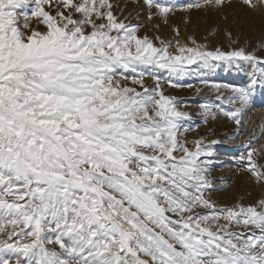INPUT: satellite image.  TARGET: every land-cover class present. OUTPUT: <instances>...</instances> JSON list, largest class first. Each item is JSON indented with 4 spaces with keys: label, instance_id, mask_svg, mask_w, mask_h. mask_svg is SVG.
<instances>
[{
    "label": "snow or ice",
    "instance_id": "snow-or-ice-1",
    "mask_svg": "<svg viewBox=\"0 0 264 264\" xmlns=\"http://www.w3.org/2000/svg\"><path fill=\"white\" fill-rule=\"evenodd\" d=\"M27 2L0 0V264H264V199L217 208L206 195L219 142L189 148L180 138L188 113L159 82L145 87L140 72L131 77L138 92L117 79L139 65L183 75L197 62L247 61L251 84L227 98L241 106L220 109L240 127L253 87L264 84V56L204 50L191 37L193 47L177 40L170 52L171 42L138 36L109 0H34L21 27L17 10ZM254 154L245 170L264 183Z\"/></svg>",
    "mask_w": 264,
    "mask_h": 264
},
{
    "label": "rangeland",
    "instance_id": "rangeland-1",
    "mask_svg": "<svg viewBox=\"0 0 264 264\" xmlns=\"http://www.w3.org/2000/svg\"><path fill=\"white\" fill-rule=\"evenodd\" d=\"M109 2L113 5L114 15L126 24L137 26L138 36H147L157 47L160 40L171 42L170 52L175 53L177 40L193 47L189 40L191 37L197 44L204 46V50L219 48L227 52L245 47L249 51L254 50L257 56H264V46L256 47L264 39V3L261 0H253L257 4L256 8H250L243 0H226L222 8L207 5L204 0H152V7H149L147 0ZM196 3H200L201 7H187ZM156 4L170 7L171 11L162 15ZM34 7V0H28L25 6L17 10L21 27L24 15L30 14ZM46 10H49L47 6ZM50 11L54 15L56 9ZM29 24L32 28L44 30V26L34 17L29 18ZM228 32L231 37L226 34ZM211 64L215 67L197 62L187 66L183 75H173L166 69L154 66L139 65L136 72L120 69L117 79H121L125 86L136 87L138 92L143 89L133 85L131 77H138L140 72L144 73L145 87L152 89L159 82L163 94L175 98L177 110L188 113V118L180 121V138L187 142L189 148L194 149L193 142L201 138L205 144L212 140L219 142L212 145L213 156L208 172L215 190L206 193L217 208L232 207L237 202L253 204L264 199V183L257 182L245 170V166L249 150H255L253 159L258 165H264V84L257 82L253 87L243 107L242 126L238 127L220 109L228 111L241 106L238 97L235 103H229L227 98L234 95L231 88H248L254 69L251 63L243 60L232 64L211 61ZM258 68L264 69V65ZM125 76L129 77L126 81L122 79ZM215 84L231 87H222L217 91L213 87ZM203 104L210 105L214 118L212 115L205 118L201 107Z\"/></svg>",
    "mask_w": 264,
    "mask_h": 264
}]
</instances>
